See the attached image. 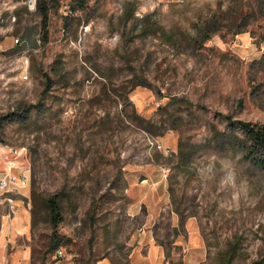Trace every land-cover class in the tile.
<instances>
[{
  "label": "rangeland",
  "instance_id": "1",
  "mask_svg": "<svg viewBox=\"0 0 264 264\" xmlns=\"http://www.w3.org/2000/svg\"><path fill=\"white\" fill-rule=\"evenodd\" d=\"M38 1L0 0V264H131L152 238L264 264V171L225 119L264 123V0H60L47 32Z\"/></svg>",
  "mask_w": 264,
  "mask_h": 264
},
{
  "label": "trees",
  "instance_id": "2",
  "mask_svg": "<svg viewBox=\"0 0 264 264\" xmlns=\"http://www.w3.org/2000/svg\"><path fill=\"white\" fill-rule=\"evenodd\" d=\"M60 0H39L37 9L43 20V29L47 32L50 13L52 8L59 6ZM80 2V0H77ZM10 117L0 118V133L4 131L5 124ZM231 129H238L243 136V144L248 158L254 165L260 167L264 171V123L252 124L245 122H234L231 117L225 118ZM144 122V121H143ZM51 225L54 230L53 239L49 247V252H58L60 245V236L58 235V227L63 222L61 207L56 197L47 201Z\"/></svg>",
  "mask_w": 264,
  "mask_h": 264
},
{
  "label": "crops",
  "instance_id": "3",
  "mask_svg": "<svg viewBox=\"0 0 264 264\" xmlns=\"http://www.w3.org/2000/svg\"><path fill=\"white\" fill-rule=\"evenodd\" d=\"M140 202H146L149 199V193L144 184L139 185ZM152 190V189H150ZM151 192V191H150ZM146 243V244H145ZM131 264H171L167 258L165 249L158 245L154 238L145 239L130 257ZM98 264H111L108 260L98 262Z\"/></svg>",
  "mask_w": 264,
  "mask_h": 264
},
{
  "label": "built area",
  "instance_id": "4",
  "mask_svg": "<svg viewBox=\"0 0 264 264\" xmlns=\"http://www.w3.org/2000/svg\"><path fill=\"white\" fill-rule=\"evenodd\" d=\"M29 6H30L31 8H35V7H36V0H30V2H29ZM9 183H10V184H13V183H16V184H17V183H19L21 186L26 187L28 181H27L26 178H20V180H18L17 177H14V178H12V179L9 180ZM5 186H7V183H5ZM62 255H63L62 252L59 251V252H58V256H59V257H62Z\"/></svg>",
  "mask_w": 264,
  "mask_h": 264
}]
</instances>
